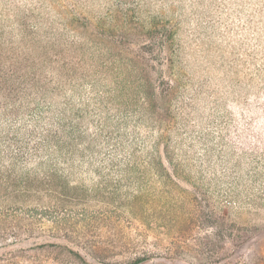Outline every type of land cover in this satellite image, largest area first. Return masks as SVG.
Wrapping results in <instances>:
<instances>
[{
  "label": "trees",
  "instance_id": "obj_1",
  "mask_svg": "<svg viewBox=\"0 0 264 264\" xmlns=\"http://www.w3.org/2000/svg\"><path fill=\"white\" fill-rule=\"evenodd\" d=\"M140 28L125 27L118 36L93 33L108 40L109 51L84 49L82 37L57 50L49 37L38 36L36 49L10 57L0 45V191H147L140 184L145 173L160 185L174 178L180 165H173L167 136L178 87L154 64L172 36L163 40ZM137 33L144 41L135 40ZM83 173L93 177L91 185L71 182ZM186 203L182 225L164 235L143 222V213L0 198V264H191L183 246L198 240L204 227L213 245L209 264L225 259L227 244L243 243L245 227L205 209L196 195Z\"/></svg>",
  "mask_w": 264,
  "mask_h": 264
},
{
  "label": "rangeland",
  "instance_id": "obj_2",
  "mask_svg": "<svg viewBox=\"0 0 264 264\" xmlns=\"http://www.w3.org/2000/svg\"><path fill=\"white\" fill-rule=\"evenodd\" d=\"M137 24L163 40L172 36L154 64H162L178 87L167 136L173 165H180L173 181L160 185L145 173L140 184L147 191H0L1 201L143 213L144 223L168 235L182 225L186 199L196 195L205 209L247 229L243 243L227 244L217 264H264V0H0V45L8 57L36 49L38 36L49 37L57 50L82 37L84 49L109 51L108 40L93 33L118 36ZM142 37L137 33L135 40ZM161 161L170 165L166 155ZM92 179L75 174L71 182L91 185ZM207 229L183 246L191 264H209L213 245L203 237Z\"/></svg>",
  "mask_w": 264,
  "mask_h": 264
}]
</instances>
